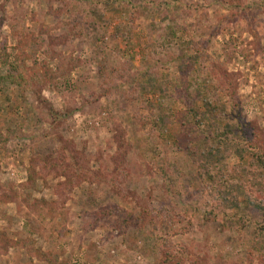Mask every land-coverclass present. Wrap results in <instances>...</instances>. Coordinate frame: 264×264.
<instances>
[{
    "label": "rangeland",
    "instance_id": "obj_1",
    "mask_svg": "<svg viewBox=\"0 0 264 264\" xmlns=\"http://www.w3.org/2000/svg\"><path fill=\"white\" fill-rule=\"evenodd\" d=\"M193 51L203 58L182 74ZM214 70L233 82L238 110L216 92ZM18 71L33 77L25 88L6 79ZM204 82L212 103L225 102L196 103L205 122L240 112L264 152V0H0V264H48L40 254L157 264L167 246L169 264H264L249 249L261 217L244 196L239 208L214 207L187 153L202 137L185 119L184 89ZM45 157L52 166L33 170ZM249 160L227 157L229 177L244 183L235 166ZM75 169L67 186L58 173ZM37 201L50 210L28 206ZM103 207L113 213L99 219ZM127 214L136 223L122 227Z\"/></svg>",
    "mask_w": 264,
    "mask_h": 264
},
{
    "label": "trees",
    "instance_id": "obj_2",
    "mask_svg": "<svg viewBox=\"0 0 264 264\" xmlns=\"http://www.w3.org/2000/svg\"><path fill=\"white\" fill-rule=\"evenodd\" d=\"M93 8L90 10L88 14L90 18L92 17ZM93 20V18L91 19ZM90 25H93L89 22ZM15 37L17 39L18 44H21L24 41V35L20 32L15 31ZM2 50H5L2 48ZM5 54V53H4ZM203 58V56L198 55L197 52L193 51L187 58V62L179 65L178 69L184 74V70L190 67L195 66L198 63L199 59ZM7 57L4 58V63H6ZM10 70H16L14 64H10ZM43 66V64H41ZM212 69H215V65H213ZM213 75L217 78H220L218 83V87H216V92L222 93L231 103L232 110H238V104H233L236 100V95L234 94V89L230 88V85L233 83L232 81L221 80L220 73H216L213 71ZM219 75V76H218ZM222 75V73H221ZM56 74L53 73L51 78H56ZM6 79L19 87L25 88L28 85L30 80L33 81V77H27L18 71L16 74L9 73L6 76ZM215 80L216 78H211ZM222 81V82H221ZM191 87L184 89V101L191 100L189 103H186V113L184 114L186 121L192 123L197 129V133L200 134L202 138H200V143L196 149L186 150L189 158L192 160L191 162L196 168V173L198 177L208 182V188L215 192L216 200L214 201L215 206L226 205V208H239L241 205L240 197L244 196L245 202L250 206L252 210L261 217L260 223H255L252 229V238L249 242V249L252 252H256L258 254L261 262H264V152L260 151L259 147L252 146L251 141L254 134V128L250 123L245 122L240 118V112H237L235 115V122H224L220 124L219 120L215 117L209 119L205 122L206 113L203 110H197L196 103L201 105L204 109H211L213 111L217 110H225V102L221 101L220 97L216 95L214 102L210 100V97H207L204 93L205 82L197 83L193 85L191 83ZM224 84V85H221ZM221 101V102H220ZM196 106V107H195ZM191 116H190V115ZM167 120H169L168 115L166 116ZM195 119H193V118ZM204 121V122H203ZM180 125H185V122H180ZM181 127V126H180ZM236 135L237 141L234 144V139L230 138V135ZM238 135V136H237ZM6 140L0 134V142ZM207 142L210 145V142L215 143V147L207 146ZM242 143V145L240 144ZM241 145V146H240ZM185 151V152H186ZM227 154H226V153ZM245 153L250 155V160L246 163L247 167L241 166L242 164H238L237 167L239 171L241 170L243 173L246 171V175H243L244 183L235 182L233 179L229 177V172L227 170L226 158L230 155L235 156L239 163L243 162ZM225 154V155H224ZM41 159V160H40ZM35 164H43V167H47V165L52 166L51 159L48 157L45 158H35L33 161L32 169H35ZM50 166V167H51ZM72 167H77L76 159L73 160ZM258 169H262L263 174L258 171ZM67 170H62L58 174L65 175L68 178V181L65 182L67 186L72 183L69 181V177H72L78 173L77 169L73 170V172H68ZM30 173V174H29ZM28 173V182L33 186L34 185V172ZM82 179L86 177V174L79 172V175ZM79 177V178H81ZM261 189L263 191H261ZM246 191V192H245ZM245 194V195H244ZM9 198L13 199V195H9ZM28 206L37 210H50L49 204L41 205L40 201L35 203H29ZM224 212V210H223ZM113 213L112 210H108L103 207L97 212V216L100 219L105 215H111ZM215 217V212L209 211L208 215H212ZM135 220L132 218L130 214L125 215L120 226H133ZM248 223V222H247ZM242 226L245 225L244 222L241 223ZM27 245V244H26ZM169 248V246H167ZM29 248V245L27 246ZM167 250L162 254V258L158 261L157 264H169L174 258L172 252ZM29 252V251H28ZM42 261L48 264H55L57 261V257H52L51 254L45 255L40 254ZM176 257V256H175ZM177 258V257H176ZM175 261V260H173ZM178 264H182L181 260H176Z\"/></svg>",
    "mask_w": 264,
    "mask_h": 264
}]
</instances>
